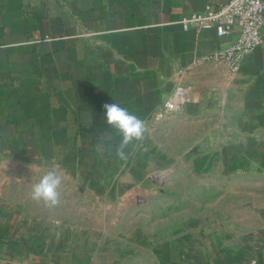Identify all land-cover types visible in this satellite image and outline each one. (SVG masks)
<instances>
[{
	"label": "crops",
	"instance_id": "crops-1",
	"mask_svg": "<svg viewBox=\"0 0 264 264\" xmlns=\"http://www.w3.org/2000/svg\"><path fill=\"white\" fill-rule=\"evenodd\" d=\"M229 1L0 0L1 264H264V30L231 74L199 59L235 33L179 24ZM176 86L189 101L152 124ZM115 102L145 123L125 160ZM50 168L55 206L31 198ZM204 178L217 209L156 238V196Z\"/></svg>",
	"mask_w": 264,
	"mask_h": 264
},
{
	"label": "built area",
	"instance_id": "built-area-1",
	"mask_svg": "<svg viewBox=\"0 0 264 264\" xmlns=\"http://www.w3.org/2000/svg\"><path fill=\"white\" fill-rule=\"evenodd\" d=\"M179 24L183 31L214 30L218 37L235 33V41L229 47L199 59L200 63L222 62L233 74L239 70L244 58L263 43L264 2L230 0L223 6H208L202 12L192 13L182 18ZM188 101V89L176 86L169 98L152 115L151 123L156 126L165 123L171 116L182 112Z\"/></svg>",
	"mask_w": 264,
	"mask_h": 264
},
{
	"label": "rangeland",
	"instance_id": "rangeland-1",
	"mask_svg": "<svg viewBox=\"0 0 264 264\" xmlns=\"http://www.w3.org/2000/svg\"><path fill=\"white\" fill-rule=\"evenodd\" d=\"M155 181L156 183L160 182L155 187L169 186L165 182L162 184L163 180L157 179ZM183 188L187 189L186 192L183 191ZM212 188H214V185L209 179H188L185 185H181V188L176 183L168 190L160 191V195L156 194L155 207L152 210V216L158 222V226L155 227L156 238H163L169 231L177 232L185 220L206 216L212 210L217 209ZM166 200L169 202H166ZM163 201L165 202L163 203ZM224 202H220V204L225 205ZM219 208L220 211L222 210L226 214L227 209H223L224 206ZM144 228L147 229L146 226ZM148 230H150L149 227Z\"/></svg>",
	"mask_w": 264,
	"mask_h": 264
},
{
	"label": "clouds",
	"instance_id": "clouds-1",
	"mask_svg": "<svg viewBox=\"0 0 264 264\" xmlns=\"http://www.w3.org/2000/svg\"><path fill=\"white\" fill-rule=\"evenodd\" d=\"M102 107L101 123L108 131L114 130L118 133L119 143L115 148V155L125 160L127 158L126 149L129 145L144 139L145 123L139 116L130 112L126 107H122L118 102L104 104ZM61 182V175L55 169L50 168L32 186L31 198L48 206H55L59 201L58 189Z\"/></svg>",
	"mask_w": 264,
	"mask_h": 264
}]
</instances>
